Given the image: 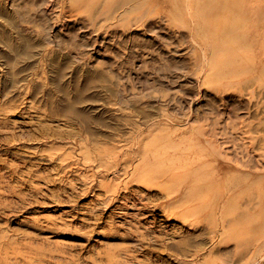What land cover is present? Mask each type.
I'll return each instance as SVG.
<instances>
[{"label":"rangeland","instance_id":"374dc122","mask_svg":"<svg viewBox=\"0 0 264 264\" xmlns=\"http://www.w3.org/2000/svg\"><path fill=\"white\" fill-rule=\"evenodd\" d=\"M53 1L0 0V264H264V0Z\"/></svg>","mask_w":264,"mask_h":264},{"label":"bare ground","instance_id":"6f19581e","mask_svg":"<svg viewBox=\"0 0 264 264\" xmlns=\"http://www.w3.org/2000/svg\"><path fill=\"white\" fill-rule=\"evenodd\" d=\"M47 1H48V0H47ZM52 1H53V0H52ZM54 1H55V0H54ZM54 1H53V3H54ZM125 1L127 2V0H125ZM125 1H124V3H125ZM191 1H193V2H196V1H197L196 3L199 2L198 0H191ZM233 1H234V0H205V1L203 0V2H206V4H208L211 8H214V9H215V8H220V7H230V8H231V6L233 5ZM58 2H59V1H58ZM85 2H86V1H85ZM85 2H84L83 4H85ZM87 2H88V0H87ZM50 3H51V2H50ZM120 3H121V1H118V2L115 4V5H116V8H119V7H117V6H119ZM54 4L56 5V3H54ZM57 4H58V3H57ZM89 4H90V2H89ZM89 4H88V5H89ZM99 4H100V3H99ZM134 4H136V2H135ZM67 5H69V4L67 3ZM81 5H82V4H80V6H81ZM85 5H87V3H86ZM85 5H84V6H85ZM115 5H114V6H115ZM124 5H125V4H124ZM141 5H143V4H141ZM57 6H58V5H57ZM114 6H112L111 8H113ZM129 6H130V5H129ZM134 6H137V5H133V4H132V7H134ZM81 7H82V6H81ZM87 7H88V6H86V7H84V8H87ZM97 7L99 8V5H98ZM125 7H127V6H125ZM130 7H131V6H130ZM130 7H129V10H130ZM93 8H94V7H93ZM139 8H140V7H139ZM125 9L127 10V8H125ZM134 9H135V7H134ZM240 9H241V8H240ZM71 10H72V8H71ZM111 10H112V12H113L115 9H114V10L111 9ZM116 10H117V9H116ZM116 10H115V11H116ZM122 10H123V9H122ZM122 10H121V11H122ZM132 10H133V9H131V11H132ZM135 10H136V9H135ZM231 10H232V9H231ZM86 11H87V10H86ZM93 11H94V10H93ZM87 12H88V11H87ZM123 12H124V11H123ZM123 12L121 13V15L124 14ZM127 12H128V11H126V14H127ZM132 12H133V11H132ZM94 13H95V11H94ZM113 13H114V12H113ZM117 13H119V12H117ZM129 13H130V12H129ZM109 14H110V13H108L107 15H109ZM92 15H94V14L92 13ZM121 15H120V16H121ZM141 15H143V13L140 14L139 16H141ZM90 16H91V14H90ZM90 16H89V17H90ZM98 16H99V15H98ZM105 16H106V14H105ZM111 16H112V15H111ZM106 17H107V18H106L107 20L110 19V16H106ZM116 17H117V16H116ZM92 18H93V16H92ZM102 18H103V17H102ZM134 18H135V17H134ZM90 19H91V18H90ZM104 19H105V18H104ZM112 19H113V17H112ZM121 19L124 20L125 18L122 16V18H120V20H121ZM122 20H121V21H122ZM136 20H138V19H136ZM90 21H91V20H90ZM116 21H117V19H116ZM131 21H133V19H132ZM98 22H101V21H98ZM103 22H104V21H103ZM103 22H102V23H103ZM135 22L137 23V21L134 20V23H135ZM96 23H97V22H96ZM104 23H105V22H104ZM112 23H113V22H112ZM93 24H94V23H93ZM98 24H99V23H98ZM107 24H108V23H107ZM129 24L132 25L133 23H132V24L129 23ZM99 25H100V24H99ZM111 25H112V24H111ZM143 25H144V24H143ZM236 25H237V24H236ZM97 26H98V25H97ZM97 26H96V27H97ZM103 27H104V26H103ZM103 27H102V28H103ZM94 28H95V27H94ZM100 28H101V27H100ZM104 28H105V27H104ZM96 29H97V28H96ZM239 29H241V28H239ZM219 34H220V33H219ZM80 114H81V113H80ZM81 115H82V114H81Z\"/></svg>","mask_w":264,"mask_h":264}]
</instances>
